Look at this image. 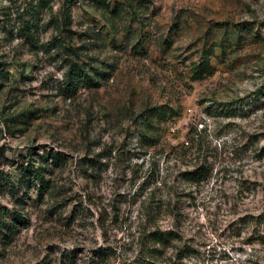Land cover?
Listing matches in <instances>:
<instances>
[{
    "label": "rangeland",
    "instance_id": "rangeland-1",
    "mask_svg": "<svg viewBox=\"0 0 264 264\" xmlns=\"http://www.w3.org/2000/svg\"><path fill=\"white\" fill-rule=\"evenodd\" d=\"M0 264H264V0H0Z\"/></svg>",
    "mask_w": 264,
    "mask_h": 264
}]
</instances>
